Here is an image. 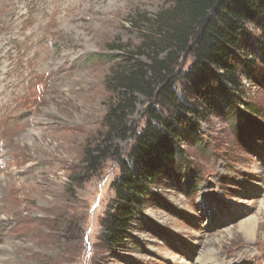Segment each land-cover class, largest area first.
<instances>
[{
	"label": "rangeland",
	"instance_id": "1",
	"mask_svg": "<svg viewBox=\"0 0 264 264\" xmlns=\"http://www.w3.org/2000/svg\"><path fill=\"white\" fill-rule=\"evenodd\" d=\"M174 4L0 0V264H172L169 257L264 264V44L253 50L256 79L243 75L246 106L236 114L202 106L177 86L207 115L200 139L180 147L170 178L134 222L127 251L110 255L104 246L101 221L120 166L107 161L89 180L83 159L105 130L109 78L130 59L111 47L133 50L153 38L147 21ZM192 63L182 56L178 71ZM140 99L139 130L147 106ZM132 144L118 142L122 156ZM249 221L251 237L242 230Z\"/></svg>",
	"mask_w": 264,
	"mask_h": 264
},
{
	"label": "trees",
	"instance_id": "2",
	"mask_svg": "<svg viewBox=\"0 0 264 264\" xmlns=\"http://www.w3.org/2000/svg\"><path fill=\"white\" fill-rule=\"evenodd\" d=\"M152 21L147 23H152L154 37L138 48L111 47L130 59L109 78L113 99L105 130L86 148L83 159L89 180L101 173L107 161L120 166L112 183L113 199L101 221L102 240L110 255L127 251L132 226L152 190L170 178L182 144L202 134L200 122L207 115L183 101L177 86L189 87L202 106H221L236 114L246 106L243 75L256 79L253 50L264 44V0H175ZM251 28L260 31V38ZM188 54L193 63L179 72L180 58ZM140 98L147 104L141 130L134 121ZM131 140L130 150L122 156L118 142Z\"/></svg>",
	"mask_w": 264,
	"mask_h": 264
},
{
	"label": "bare ground",
	"instance_id": "3",
	"mask_svg": "<svg viewBox=\"0 0 264 264\" xmlns=\"http://www.w3.org/2000/svg\"><path fill=\"white\" fill-rule=\"evenodd\" d=\"M254 228H256V223L252 222V221H249L242 226V230L244 231V233L246 235H248V237L249 236L251 237L252 236L251 234H253V232H255ZM2 253H3V249H2V247H0V263L2 262ZM210 259H211V262H214L212 260V258H210ZM210 259H209V261H210ZM168 260L170 262H172V264H187L185 261H181L180 259H176V258H172V257H169ZM197 264H210V262L205 263V261H202L201 263L197 262ZM213 264H222V263L221 262H219V263L214 262Z\"/></svg>",
	"mask_w": 264,
	"mask_h": 264
}]
</instances>
